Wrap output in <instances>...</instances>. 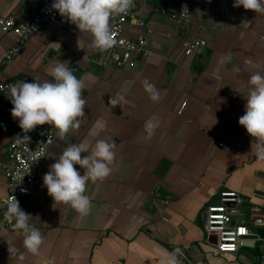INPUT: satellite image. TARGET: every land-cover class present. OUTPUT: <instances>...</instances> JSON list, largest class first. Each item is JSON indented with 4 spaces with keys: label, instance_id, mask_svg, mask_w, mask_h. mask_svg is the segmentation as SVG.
Returning a JSON list of instances; mask_svg holds the SVG:
<instances>
[{
    "label": "crops",
    "instance_id": "0c3cea01",
    "mask_svg": "<svg viewBox=\"0 0 264 264\" xmlns=\"http://www.w3.org/2000/svg\"><path fill=\"white\" fill-rule=\"evenodd\" d=\"M233 3L187 0L189 21L177 23L172 15L181 10L178 1L142 0L124 35L143 40L149 55L138 53L133 67L111 65L109 54L92 50L90 38L69 22L45 25L19 55L1 64L0 79L15 84L51 80L49 67L62 61L83 78L85 107L68 140L55 138L33 192L19 202L43 236L39 255L27 253L23 236L1 220L9 194V146L21 128L0 122V264H46L53 257L55 264H160L177 247L180 264H264L262 239L221 254L216 236L206 231L207 208L223 191L243 199L235 222L253 231L264 227V221L255 222L264 220V161H258L256 141L238 123L250 75L264 74V14ZM37 7L30 0H0V15L27 21ZM196 40L206 45L188 52ZM15 43V35L0 27V60ZM145 79L158 89L159 101L145 92ZM110 98L118 103L111 105ZM149 119L157 125L151 137L144 131ZM96 139L113 141L116 156L108 177L86 185L89 214L53 207L43 175L68 143L90 148ZM158 185L170 195L155 192Z\"/></svg>",
    "mask_w": 264,
    "mask_h": 264
},
{
    "label": "clouds",
    "instance_id": "9594fccd",
    "mask_svg": "<svg viewBox=\"0 0 264 264\" xmlns=\"http://www.w3.org/2000/svg\"><path fill=\"white\" fill-rule=\"evenodd\" d=\"M133 5L134 0H53L51 8L75 25L82 37L90 38L89 47L92 50L103 53L117 44L111 21L127 14ZM240 6L264 14V0H234L233 7ZM49 75L51 80L34 79L33 82L20 81L8 86L7 96L13 105L11 115L18 119L19 127L25 134L38 125L48 124L56 130V140L67 141L71 136L70 130L79 127L80 118L84 115L85 100L82 92L85 82L62 61L49 67ZM143 87L152 101H159L160 93L153 83L145 79ZM242 96L246 100L245 111L238 123L256 141L258 161H264V74L256 72L250 75L246 94ZM109 103L116 105L118 100L110 98ZM156 127L153 120L145 121L144 131L148 137L153 135ZM29 139L27 135L18 136L16 142L25 144ZM114 148L115 143L105 139H96L90 148L85 143H68L59 158L50 165L49 171L43 175V186L53 199V207L56 204L68 205L79 216H87L91 201L85 194L86 185L102 181L111 174V165L116 156ZM82 153L87 155L82 157ZM74 165L84 170L83 175ZM3 215L12 229L23 236L26 252L39 255L44 243L43 236L29 222L31 215L20 207L15 196L5 202ZM9 251L14 254L11 248ZM180 252L179 247L175 248L161 257L160 264H180ZM24 258V254L19 255L20 261ZM46 264H55V258H49Z\"/></svg>",
    "mask_w": 264,
    "mask_h": 264
},
{
    "label": "built area",
    "instance_id": "2783aa9c",
    "mask_svg": "<svg viewBox=\"0 0 264 264\" xmlns=\"http://www.w3.org/2000/svg\"><path fill=\"white\" fill-rule=\"evenodd\" d=\"M38 4L32 17L27 21H18L12 15H0V27L4 33H11L16 37V43L11 46L0 60L1 64L11 60L20 54L25 42L38 33L47 24L64 25L67 21L57 11L51 8L53 0H30ZM142 0H134L133 7L127 14L116 17L111 21L114 28V38L117 44L106 52L109 54L111 65L116 68L133 67L136 64V55L143 51L147 57L149 52L144 49V41L134 40L124 35L128 22L137 14V8ZM181 4V10L174 13L172 17L177 23H187L191 16V9L187 0H176ZM172 3L169 4L171 6ZM137 25L143 26V21H137ZM123 41V43H120ZM206 45L204 40H196L190 43L188 52L201 50ZM14 84L0 79V122L3 126L10 124L19 125L18 119H14L9 113L10 99L8 98V86ZM27 135L28 143L17 144L18 136ZM56 138V130L48 125H38L29 133L21 129L10 142L11 162L5 169V177L8 181L9 194L2 204L5 211V202L15 196L20 202L31 195L35 183L39 177L43 162L47 156L50 146ZM28 173V174H26ZM26 174L24 177L23 175ZM23 177V180H22ZM16 185V186H15ZM243 202L242 197L234 191H223L218 203L210 205L206 211V231L216 236V247L221 254L236 253L244 243L248 241L249 235H255L250 228L239 222H234L236 206ZM264 220L256 219V224ZM260 240V237L258 236ZM264 242V239H262ZM264 260V252L261 256Z\"/></svg>",
    "mask_w": 264,
    "mask_h": 264
},
{
    "label": "water",
    "instance_id": "95a60500",
    "mask_svg": "<svg viewBox=\"0 0 264 264\" xmlns=\"http://www.w3.org/2000/svg\"><path fill=\"white\" fill-rule=\"evenodd\" d=\"M49 54H53V52L52 51H50V53ZM51 56V55H50ZM155 192H157V193H160L161 194V196L163 197V198H165V197H167V196H169L170 195V193L166 190V189H164L163 187H161V186H156V188H155ZM1 220L4 222V223H6V224H9V222H7L5 219H4V215L2 214L1 215ZM235 222V221H234ZM250 231L251 232H254L255 233V235H249V236H247L246 238L248 239V240H256L257 238H258V236L260 237V239H264V227H258V228H256L255 229V231H253V229H250ZM251 245V243H249V242H245L244 243V246H250Z\"/></svg>",
    "mask_w": 264,
    "mask_h": 264
}]
</instances>
